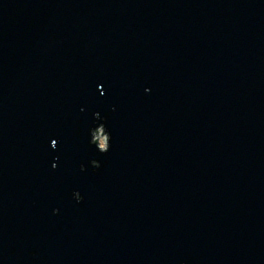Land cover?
I'll return each mask as SVG.
<instances>
[{"label": "water", "instance_id": "95a60500", "mask_svg": "<svg viewBox=\"0 0 264 264\" xmlns=\"http://www.w3.org/2000/svg\"><path fill=\"white\" fill-rule=\"evenodd\" d=\"M0 264H264V0H0Z\"/></svg>", "mask_w": 264, "mask_h": 264}, {"label": "rangeland", "instance_id": "374dc122", "mask_svg": "<svg viewBox=\"0 0 264 264\" xmlns=\"http://www.w3.org/2000/svg\"><path fill=\"white\" fill-rule=\"evenodd\" d=\"M103 130L100 129L95 133V137H94V142L96 140H98L97 144L100 148H102L103 150L106 149L107 147V137L105 134H103Z\"/></svg>", "mask_w": 264, "mask_h": 264}]
</instances>
